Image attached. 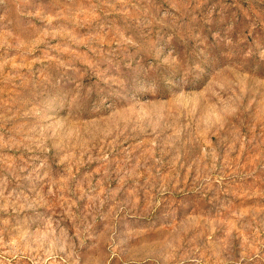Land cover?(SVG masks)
Listing matches in <instances>:
<instances>
[{
	"label": "rangeland",
	"instance_id": "rangeland-1",
	"mask_svg": "<svg viewBox=\"0 0 264 264\" xmlns=\"http://www.w3.org/2000/svg\"><path fill=\"white\" fill-rule=\"evenodd\" d=\"M0 264H264V0H0Z\"/></svg>",
	"mask_w": 264,
	"mask_h": 264
}]
</instances>
